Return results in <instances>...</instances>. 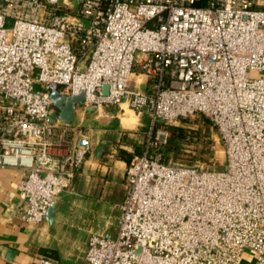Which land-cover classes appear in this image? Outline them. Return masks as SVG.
<instances>
[{
  "label": "built area",
  "instance_id": "built-area-1",
  "mask_svg": "<svg viewBox=\"0 0 264 264\" xmlns=\"http://www.w3.org/2000/svg\"><path fill=\"white\" fill-rule=\"evenodd\" d=\"M135 66L148 91L131 89ZM54 89L83 93L85 109L129 99L151 118L117 234L88 237V264H264V0H0V167L25 171L32 225L89 151ZM196 115L221 134L223 169L167 160L166 125Z\"/></svg>",
  "mask_w": 264,
  "mask_h": 264
},
{
  "label": "crops",
  "instance_id": "crops-1",
  "mask_svg": "<svg viewBox=\"0 0 264 264\" xmlns=\"http://www.w3.org/2000/svg\"><path fill=\"white\" fill-rule=\"evenodd\" d=\"M132 80L134 90L148 91L149 81L143 73L135 72ZM128 106L129 100L119 105L120 110ZM94 111L85 109L82 102L74 105L72 121L81 122L77 124L85 132L81 142L89 151L71 186L40 224H29L20 214L19 187L25 171L0 167V264H36L40 257L88 264V237L117 234L127 193L126 170L133 156L146 148L151 118L148 112L140 116L131 108L118 118H112L116 114L110 110L105 115H112L94 122Z\"/></svg>",
  "mask_w": 264,
  "mask_h": 264
},
{
  "label": "rangeland",
  "instance_id": "rangeland-1",
  "mask_svg": "<svg viewBox=\"0 0 264 264\" xmlns=\"http://www.w3.org/2000/svg\"><path fill=\"white\" fill-rule=\"evenodd\" d=\"M13 20L8 18L6 26H11ZM136 72L141 71L139 66H135ZM261 75L254 73L253 76ZM133 80H131L132 82ZM133 89V86L131 87ZM129 99H125L127 101ZM130 106L120 110L119 105L106 107L103 106L99 109H94L93 118L94 122L98 118L105 115L108 111H115L116 116H124V112L129 111ZM83 110V107H82ZM130 112V111H129ZM136 112V111H135ZM147 110L142 111L143 116ZM136 114H140L136 112ZM131 118L136 117L135 114H129ZM88 118V113H85V120ZM119 120V119H117ZM81 122H78L79 124ZM118 123V121H117ZM171 132L169 146L166 148V158L168 161L177 164L196 166L203 169H223L227 164L226 146L216 126L213 125L211 120L203 115L189 116L176 120L166 125ZM84 129H81V135H84ZM245 261L252 260V252L247 251L244 254Z\"/></svg>",
  "mask_w": 264,
  "mask_h": 264
},
{
  "label": "water",
  "instance_id": "water-1",
  "mask_svg": "<svg viewBox=\"0 0 264 264\" xmlns=\"http://www.w3.org/2000/svg\"><path fill=\"white\" fill-rule=\"evenodd\" d=\"M108 86H104V91L107 92ZM52 96L55 99V105L60 109V117L66 121H72L74 114V105L79 102H83L84 94H78L73 96H60L59 91L54 89ZM52 209V208H51ZM50 209V210H51ZM49 210V211H50Z\"/></svg>",
  "mask_w": 264,
  "mask_h": 264
}]
</instances>
